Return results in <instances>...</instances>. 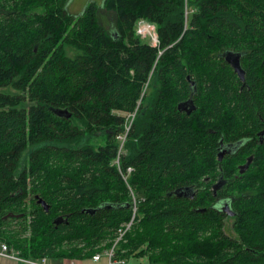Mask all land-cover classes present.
I'll use <instances>...</instances> for the list:
<instances>
[{"label": "trees", "instance_id": "obj_1", "mask_svg": "<svg viewBox=\"0 0 264 264\" xmlns=\"http://www.w3.org/2000/svg\"><path fill=\"white\" fill-rule=\"evenodd\" d=\"M67 2L0 0V241L21 258L86 260L131 220L115 259L264 264V146L251 140L264 126V0H88L77 14ZM223 51L239 53L243 82Z\"/></svg>", "mask_w": 264, "mask_h": 264}, {"label": "built area", "instance_id": "obj_2", "mask_svg": "<svg viewBox=\"0 0 264 264\" xmlns=\"http://www.w3.org/2000/svg\"><path fill=\"white\" fill-rule=\"evenodd\" d=\"M190 12V11H188ZM187 14V11L185 10V15ZM145 26V30H142V27ZM139 27V34L141 35H146L147 34V38L149 39V41L151 42V44H156L157 43V39H156V35L153 29L152 25L149 24H145V23H139L138 25ZM134 117V111L127 113L125 115V119H124V123H123V133L118 135L117 138L120 141L119 146H118V152L119 154L123 153L124 150L122 148V142L124 140V136L125 133L127 132L132 119ZM115 163H118L117 158L115 159ZM131 171L130 167L126 168V173L129 174V172ZM135 207L133 205V211H134ZM131 220L128 221L126 224L121 225L119 228H117L116 230V235L115 238L113 240V243L111 244V246L107 249L102 250L101 252H96L94 253L89 259L91 260V264H99L98 262L100 261V259L103 257L105 259V262L103 264H111L112 262H117V263H123L124 259L123 258H114V249L115 246L117 244L118 241H120L123 238L124 233L128 230L129 226H130ZM0 255H4V256H9V257H13V258H18L19 256L17 255V253L12 250V249H8L6 247V245L0 241ZM45 257H41V258H33L30 260H26L29 263L32 264H44L45 263ZM64 264H82L80 259H66L64 261Z\"/></svg>", "mask_w": 264, "mask_h": 264}, {"label": "rangeland", "instance_id": "obj_3", "mask_svg": "<svg viewBox=\"0 0 264 264\" xmlns=\"http://www.w3.org/2000/svg\"><path fill=\"white\" fill-rule=\"evenodd\" d=\"M85 1H88V0H68L66 10L71 14H77L80 12ZM92 1H94L97 4L98 3L100 4L101 0H92ZM98 19H99V22L105 27V29L107 31H110V32L113 31L114 23H113V16L111 13H108L104 10L100 11ZM138 25H136L135 29H136V32L139 34ZM139 36L142 40L151 43L149 41V39L147 38V34L145 36L139 34ZM65 50H66L67 55H73L74 54V50L70 47L65 48ZM6 90L9 92H12V93L14 92L13 90H9V89H6ZM25 154H26V152H24V154L22 156L25 157ZM24 157H22L20 164L23 162ZM230 223H231V218L228 217V218L224 219L223 232L229 236H233V231L230 228ZM10 225L14 229H15V227H17V225L14 223V221H11ZM123 259H124V262L121 264H166L163 262H151V261H149V258L146 254H144V255L129 254V255L125 256ZM103 260H104L103 261V263H104L105 259H103ZM111 264H120V263H117L114 261Z\"/></svg>", "mask_w": 264, "mask_h": 264}, {"label": "water", "instance_id": "obj_4", "mask_svg": "<svg viewBox=\"0 0 264 264\" xmlns=\"http://www.w3.org/2000/svg\"><path fill=\"white\" fill-rule=\"evenodd\" d=\"M219 56H221L225 62L228 63V65L232 68L233 72L237 75V77L239 78V80H243V70L242 68L240 67V64H239V53L237 52H232V51H223L222 53L219 54ZM190 103L191 104V100H187L186 102H183L181 104L178 105V108L179 107H183L185 106V104H188ZM64 112V110H59L58 113H62ZM224 151L223 149H220L218 152H217V159L218 160H221V157L223 155ZM251 161V156H248L246 157L244 163L240 164L238 166V172L239 173H242L244 172V170L246 169V167L248 166V164L250 163ZM222 184L221 181H218L216 182V184L213 186V189H216L218 188L220 185ZM187 190V189H186ZM185 192L182 190L180 192H178V194H182ZM38 204H40L44 209H46V205L45 203L41 200V199H37L36 201ZM220 210L223 211V212H226L227 215H232V211L229 209V206H228V203L226 202H222L221 206H220ZM10 215V214H8ZM63 220L62 217H56L54 219V223H58V222H61Z\"/></svg>", "mask_w": 264, "mask_h": 264}, {"label": "flooded vegetation", "instance_id": "obj_5", "mask_svg": "<svg viewBox=\"0 0 264 264\" xmlns=\"http://www.w3.org/2000/svg\"><path fill=\"white\" fill-rule=\"evenodd\" d=\"M243 75H244V73H243ZM241 82H243V80ZM251 140L252 141L254 140V143H252L253 144V149L255 147H262V146H264V126L263 127H260L258 130L255 131V138H252ZM236 144L237 143H229V142H227V143H224L221 146L220 149H223L224 153H231V152H234L235 151ZM245 159H246V157H245ZM239 165H237V166H239ZM212 189H213V186H212ZM215 190L216 189H213V194L215 193ZM222 196H224V194H221L220 195V197H222ZM222 202L228 203V206H229V200L220 199V200H218V207H220V204H222ZM223 213L225 214V218H228V217L229 218H232L233 217V214L232 215H227L226 212H223Z\"/></svg>", "mask_w": 264, "mask_h": 264}, {"label": "crops", "instance_id": "obj_6", "mask_svg": "<svg viewBox=\"0 0 264 264\" xmlns=\"http://www.w3.org/2000/svg\"><path fill=\"white\" fill-rule=\"evenodd\" d=\"M33 258H13V257H9V256H4V255H0V264H32L29 263L26 260H30ZM68 259V258H46L45 259V263L44 264H64V261ZM104 258L102 257L100 259V261L98 262L99 264H103V260ZM82 264H91V260L90 259H86V260H81Z\"/></svg>", "mask_w": 264, "mask_h": 264}, {"label": "bare ground", "instance_id": "obj_7", "mask_svg": "<svg viewBox=\"0 0 264 264\" xmlns=\"http://www.w3.org/2000/svg\"><path fill=\"white\" fill-rule=\"evenodd\" d=\"M145 28H146L145 26H144V27H142V30H145Z\"/></svg>", "mask_w": 264, "mask_h": 264}]
</instances>
